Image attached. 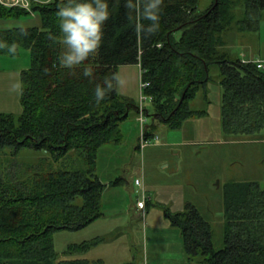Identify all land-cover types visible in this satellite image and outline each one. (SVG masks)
<instances>
[{
  "label": "trees",
  "instance_id": "trees-1",
  "mask_svg": "<svg viewBox=\"0 0 264 264\" xmlns=\"http://www.w3.org/2000/svg\"><path fill=\"white\" fill-rule=\"evenodd\" d=\"M65 2L34 5L40 26L23 28L25 36L20 35L22 27L0 31V42L17 44L15 55L7 49H0V55L18 57L21 49L30 54V66L21 73L22 114L0 115V152L11 150L17 158L36 152L58 162L77 151L84 168L46 169L43 164L25 171L21 181L0 178V264H102L80 257L96 241L71 245L60 257L53 237L60 230H82L103 216L105 185L96 174L98 151L121 142L120 125L138 106L118 90L97 104L94 89L103 87L120 66L138 65L142 92L151 98V109L144 108L152 119L143 129L146 139L158 123L178 129L186 119L206 113L192 109L191 102L200 90L206 94L212 65L220 69L224 133L251 137L264 129V67L221 52L222 34L233 23L242 32L259 31L264 0H245L238 21L236 0H163L158 32L141 37L135 32V10L126 8L125 0H106L110 16L101 45L73 68L60 66L66 47L49 38L62 36L56 11ZM30 15L0 4L1 18ZM142 23L147 27L150 22ZM85 68L92 69L91 77L83 75ZM166 215L180 230L189 262L264 264V187L259 182L224 185L222 249H215L211 226L194 206Z\"/></svg>",
  "mask_w": 264,
  "mask_h": 264
},
{
  "label": "rangeland",
  "instance_id": "rangeland-1",
  "mask_svg": "<svg viewBox=\"0 0 264 264\" xmlns=\"http://www.w3.org/2000/svg\"><path fill=\"white\" fill-rule=\"evenodd\" d=\"M40 1L42 3L38 4L47 2ZM244 3L245 0L236 3L237 21L243 17ZM30 14L20 19L0 17V31L39 27V16ZM238 26L233 23L222 34L225 45L221 52L232 60L242 59L247 54L263 55L264 10L260 31L242 32ZM20 52L18 57L0 55V115L14 118H19L23 111L21 73L30 66L29 51L21 49ZM119 68L118 74L124 81L118 89L119 94L136 104L138 113L131 110L121 123L120 143H107L98 151L96 174L105 185L101 201L103 216L82 230L56 232L53 237L55 250L63 257L71 245L96 241L80 257L99 260L102 264H203L187 260L180 230L170 224L166 214L183 213L188 205L194 206L211 226L215 249H222L224 185L256 181L264 187V129L251 137L224 133L220 69L212 65L206 94L200 90L191 102L192 109L206 113L186 119L178 129L158 123L151 134L158 140L139 149L143 126L152 125L151 117L145 115L144 110H150L151 103L144 101L141 110L138 66ZM141 112L143 125L139 122ZM11 152H0V178L21 181L25 171L39 169L43 164H47L46 169L50 165L68 170L84 168L83 157L77 151L58 162L36 152L19 158ZM136 179L145 190L144 210L137 208L142 193L141 187L135 185Z\"/></svg>",
  "mask_w": 264,
  "mask_h": 264
},
{
  "label": "clouds",
  "instance_id": "clouds-1",
  "mask_svg": "<svg viewBox=\"0 0 264 264\" xmlns=\"http://www.w3.org/2000/svg\"><path fill=\"white\" fill-rule=\"evenodd\" d=\"M162 4L163 0H125V7L136 12L135 32L138 37L158 32ZM109 16L106 0H66L58 6L56 17L62 36L49 38L58 40L66 47V51L58 58L61 67L79 66L98 51L103 39V27ZM144 20L150 22L147 27L142 23ZM20 35L25 36L27 32L21 28ZM0 49H7L8 54L15 55L17 44L0 42ZM253 62L258 68L264 67V63ZM83 75L91 77L92 69L85 68ZM123 84L124 81L118 73H114L110 78L106 77L104 86L97 84L94 89L95 102L100 103L108 92L118 90Z\"/></svg>",
  "mask_w": 264,
  "mask_h": 264
},
{
  "label": "built area",
  "instance_id": "built-area-1",
  "mask_svg": "<svg viewBox=\"0 0 264 264\" xmlns=\"http://www.w3.org/2000/svg\"><path fill=\"white\" fill-rule=\"evenodd\" d=\"M38 3H42V2L40 0H0V4L5 6V7H18L20 9H23V10L30 12V13L33 12L32 7ZM243 61L244 62H252V63H254L253 61H259L261 63H264V61H261L259 59L243 60ZM143 87H145V84L140 83V90H141L140 106H141V110H142V108H144V107H142V104L144 103V101L149 100L151 102V98L146 96L145 94H143V92H142ZM142 115H143V113L141 112L140 113L141 117L139 119V122L143 125L144 124V118L142 117ZM143 129H144V126H143ZM143 132L141 134V139H140L141 149L148 144L155 143L158 140L157 136H153L151 138L146 139ZM135 185L141 187L140 191L142 193V198L137 201V208L144 210L146 207V196L144 193V187L141 185V181L139 179L135 180Z\"/></svg>",
  "mask_w": 264,
  "mask_h": 264
},
{
  "label": "crops",
  "instance_id": "crops-1",
  "mask_svg": "<svg viewBox=\"0 0 264 264\" xmlns=\"http://www.w3.org/2000/svg\"><path fill=\"white\" fill-rule=\"evenodd\" d=\"M48 1H50V0H47V2ZM253 33H256V32H253ZM253 59H259L261 61H264V54L263 55L262 54H256V55L255 54H247V55H243V58H242V60H253ZM136 66H138V65H136ZM118 71L121 72L120 68L118 69Z\"/></svg>",
  "mask_w": 264,
  "mask_h": 264
}]
</instances>
